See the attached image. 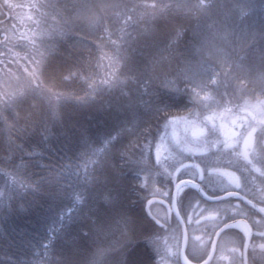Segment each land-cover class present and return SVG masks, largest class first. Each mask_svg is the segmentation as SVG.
Listing matches in <instances>:
<instances>
[{"label": "trees", "instance_id": "16d2710c", "mask_svg": "<svg viewBox=\"0 0 264 264\" xmlns=\"http://www.w3.org/2000/svg\"><path fill=\"white\" fill-rule=\"evenodd\" d=\"M14 1L22 0H0L6 36L2 28L13 17ZM40 2L32 16L43 13ZM62 2L48 0L40 72L30 75L26 67L16 81L23 91L0 103V264H99V256L86 259L85 242L111 240L126 229L129 213L147 221L151 251L136 249L143 252L141 264H182L174 254L175 233L182 230L171 206L180 178L168 171V158L158 157L161 141L181 119L191 125L209 118L205 130H214L210 114L227 99L210 96L224 74L244 88L254 86L248 95L264 98V0H74L102 25L78 38L86 49L59 42ZM158 3L179 15L169 16ZM154 31L173 33L158 54ZM161 64L174 70L163 98L145 70ZM178 206L192 262L205 258L191 252L197 239L211 244L220 226L242 218L255 233L249 260L260 259L264 214L238 198L210 202L191 186ZM211 210L217 217L209 218ZM232 238L237 257L221 262L222 239ZM244 239L238 229L225 231L208 264H238Z\"/></svg>", "mask_w": 264, "mask_h": 264}, {"label": "rangeland", "instance_id": "374dc122", "mask_svg": "<svg viewBox=\"0 0 264 264\" xmlns=\"http://www.w3.org/2000/svg\"><path fill=\"white\" fill-rule=\"evenodd\" d=\"M50 1L51 0H49V2ZM37 2H40L39 5L42 3L41 7L43 13L40 16H32V10L36 8ZM14 10L16 12L12 10L13 17L10 23L7 27L3 26L2 28L3 31H7L8 36L4 35V33H0V44L5 45H1L2 48L0 49V103L6 96H9L13 92H18L15 94V96H18V94L23 91L24 88H22V85L17 84L16 81H20L23 78L20 77L23 72L26 71L28 73L26 67L28 69L30 68V75L36 74V71L40 72L41 63L45 58L43 49H46V47L44 48L43 46L48 45H44L45 42L48 43V16L45 18V14L48 13V0L14 1ZM7 45L10 47L8 48ZM23 82H25V80H23ZM11 85L16 87V91L12 90ZM253 87L254 86H252V88H244L243 85L233 83L227 74L222 75L217 80L211 92L212 95L210 96V98H214L215 102L220 98L227 99L223 102V105H219L220 109L213 110L210 114V118H212L211 123L214 122L211 127H213L214 130H210L208 133L205 130V128L210 125L209 118L206 119L208 122L205 123L198 118V122L191 123V125H186V122L181 119L172 126L169 136H166L161 141L160 154L158 157L161 159L164 158L165 160L168 158L166 162V165L169 166L168 171L173 173L181 163L189 158L194 159L195 164L197 162L206 164L201 161L202 158H199L200 152H204L205 149L208 150L211 148L212 143L223 142L220 140L226 137L230 139H241L237 146L240 152L236 154L244 153L247 144L257 148L258 151L263 154L264 146L261 145H264V134L262 133L264 132V98L258 99L248 95L251 91H256ZM261 91H264V85L261 86ZM232 100L236 102L234 106H230ZM238 126H240V128L245 127V134L243 136L236 135L239 129ZM223 143L226 144L227 141ZM233 160L237 161L239 159ZM210 163L212 162H208L204 165L207 175L204 183H208V181L212 179V184L210 185V190H212V192H220L224 189H228L234 182H241L242 187L240 189L244 192H247L249 184H251L250 187L252 190L254 184L251 182V177H256L252 170L248 169L251 175L241 173L236 169L231 170L228 168L225 170L224 168H226V165L217 162L215 164L217 172L211 174L209 169L213 166ZM221 170H224L225 173H229L228 177L223 176L220 173ZM182 177L196 180L197 172L195 169H187ZM181 190L183 191V187H180L178 196ZM175 205L178 208V212L181 213L178 204L176 203ZM211 213H214L213 210H211ZM200 216H203L202 211H200ZM175 238L177 244L178 242H180V244L176 245L174 254L179 255L181 243H183V236L179 230L175 233ZM222 240L220 248V255L222 257L221 262H225L226 258L230 256L234 258L237 257V252L233 248L235 244L233 238ZM205 241L209 242V240L205 239H202L200 242H194L191 252L199 256L207 255L210 250V244ZM142 253L143 252H135L133 254L134 259H136L139 264H141ZM186 262L188 264H195L188 258H186ZM235 262L242 264V261L239 262L236 260Z\"/></svg>", "mask_w": 264, "mask_h": 264}, {"label": "clouds", "instance_id": "9594fccd", "mask_svg": "<svg viewBox=\"0 0 264 264\" xmlns=\"http://www.w3.org/2000/svg\"><path fill=\"white\" fill-rule=\"evenodd\" d=\"M156 7L158 9L166 8L169 16L179 15V13L175 12L173 8L163 3H158ZM58 14L60 17L58 23L61 25L59 42L61 44H67L69 47H83L86 49L87 45L81 44L78 38L82 33L95 34L102 26L99 21L94 23L87 16L83 15L75 5L74 0H63V2L59 5ZM50 15L51 13H46L45 18ZM172 38V32L163 33L154 31L152 33L154 51L158 54L159 52L166 50L168 42ZM134 62L135 57H130L128 63ZM149 64H151V61H149ZM125 66L127 67V63ZM145 70L155 83L161 98H163L166 93V80L173 74L174 70L163 64L159 65L158 68H150L146 66ZM26 99V96L21 97L18 102H23ZM5 107L7 108L8 105L6 104ZM13 115L18 116V113L13 110ZM261 211H264V209H261ZM261 226H264V223H262ZM147 234L148 228L146 218L135 217L129 213L126 229L122 232L114 234L111 240L96 246H93L88 241L85 242L87 245L84 249L86 259L99 256V264H139V262L134 259L133 254L136 249L142 245L146 250L151 251L147 245ZM84 236H89V232L87 230L84 231ZM260 248L262 252L260 259H250L248 264H264V245H261ZM78 264H86V261L82 260L78 262Z\"/></svg>", "mask_w": 264, "mask_h": 264}, {"label": "flooded vegetation", "instance_id": "af4514ba", "mask_svg": "<svg viewBox=\"0 0 264 264\" xmlns=\"http://www.w3.org/2000/svg\"><path fill=\"white\" fill-rule=\"evenodd\" d=\"M238 127H239V129L237 130L238 132L236 135H238V136L242 135L243 136L245 134V129H244L245 127H242V128H240V126H238ZM262 133L264 134V132H262ZM222 139L223 140H220V141H223V142L227 141V143H226L227 145L224 144L223 142H216L215 144L212 143L211 148H209L208 150L205 149L204 152H202V151L200 152L199 158H202L201 161L206 163V164L208 162H212L210 164H212L213 167H211L209 169V172L211 171V174H215L217 172L216 171L217 169L215 168V166H216L215 164L217 162H220L221 164H225L226 165L225 166L226 168H224L225 170H227L228 168L231 170L236 169V170L240 171L241 173H246L247 175L248 174L251 175V172L248 169L252 170V172L255 174V175L254 174L253 175L256 176V177H251V179H252L251 182L254 184L252 190L250 187L251 184L248 185L247 192H244L242 189H240L242 187L241 182H236V183L234 182V183H232V186L229 187L228 189H224L220 192H212V190H210L211 189L210 185L212 184V179L210 181H208V183H204V180L207 176L206 175V169L204 167V165H206V164H200L198 162L195 164L194 159H191V158L185 160V162H189L190 165H188L182 171L181 174L183 175V173L187 169H195L197 172L196 180L199 181L200 184L211 194H223V193L232 192V191L239 192L240 194L244 195L248 199L252 200L254 203H258V204L263 205L264 204V153L262 154L260 151H258L257 148L252 147L249 144H247L244 153L236 154V153L240 152L238 150L239 147L237 148V146H238L239 141L241 139H230L227 137L222 138ZM241 146H242V144H241ZM261 146H264V145H261ZM237 158L239 160H237V161L233 160V159H237ZM198 165L201 167V170L198 168ZM220 173L223 176H227V177L229 174V173H225L224 170H221ZM230 198H233V197H230ZM241 202H243V201H241ZM243 203H245V202H243ZM213 217H217V213H215V214L212 213L209 215V218H213ZM249 219L252 220V217H249ZM263 232H264V230L258 231L260 236H264V234H262ZM254 234L255 233L252 229L251 240H252ZM202 239L203 238H199L196 241L199 242V241H202ZM207 240H209V239H207ZM249 251H250V247H249ZM217 252L218 251L215 252L214 256H216ZM219 257L222 259L220 254H219ZM230 257H228V258H230ZM228 258H226V259H228Z\"/></svg>", "mask_w": 264, "mask_h": 264}, {"label": "water", "instance_id": "95a60500", "mask_svg": "<svg viewBox=\"0 0 264 264\" xmlns=\"http://www.w3.org/2000/svg\"><path fill=\"white\" fill-rule=\"evenodd\" d=\"M189 163H184L182 165H180L176 170H175V174H178L184 167L188 166ZM185 184H189V185H193L196 190L207 200H210V201H219V200H222L226 197H229V196H237V197H240L242 200L248 202L249 204H251L252 206H254L258 211L260 212H263L261 211V208L260 206H258L257 204H254L252 202H250L247 198H245L244 196H242L241 194H238L236 192H229V193H225V194H222V195H218V196H215V197H211L209 195H207L206 193H204V191L202 190L201 186L196 183L195 181L193 180H182L180 181L174 191H173V208L175 209V201H176V197H177V194L179 192V189L182 185H185ZM175 214L177 216V218L179 219V221L181 222V225L183 226V230H184V235H185V244L182 248V251L180 253V258L181 260L184 262V257H185V245H186V241H187V233H186V228H185V222L183 220V218L180 216V214L175 210ZM237 221H233V222H230L228 224H226L225 226H223L222 228H220L218 230V232L216 233L215 237H214V240L212 242V246H211V251H210V254L208 256V258L202 262L201 264H206L210 261V259L212 258L213 254H214V251H215V247H216V243H217V240H218V237L219 235L224 231L226 230L227 228H230V227H234L235 223ZM251 228L249 227L248 225V234H247V238H246V241H245V245H244V264H248V248H249V245H250V239H251Z\"/></svg>", "mask_w": 264, "mask_h": 264}, {"label": "bare ground", "instance_id": "6f19581e", "mask_svg": "<svg viewBox=\"0 0 264 264\" xmlns=\"http://www.w3.org/2000/svg\"><path fill=\"white\" fill-rule=\"evenodd\" d=\"M235 225L240 228L241 230H243L244 232H247V226L244 222L239 221L237 223H235Z\"/></svg>", "mask_w": 264, "mask_h": 264}]
</instances>
